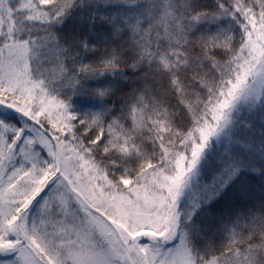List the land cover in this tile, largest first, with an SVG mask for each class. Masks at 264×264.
Listing matches in <instances>:
<instances>
[{
  "label": "snow or ice",
  "instance_id": "6c2138e0",
  "mask_svg": "<svg viewBox=\"0 0 264 264\" xmlns=\"http://www.w3.org/2000/svg\"><path fill=\"white\" fill-rule=\"evenodd\" d=\"M0 264H264V0H0Z\"/></svg>",
  "mask_w": 264,
  "mask_h": 264
}]
</instances>
